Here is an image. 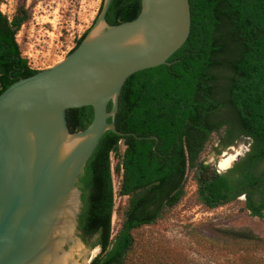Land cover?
Instances as JSON below:
<instances>
[{"label":"trees","instance_id":"obj_1","mask_svg":"<svg viewBox=\"0 0 264 264\" xmlns=\"http://www.w3.org/2000/svg\"><path fill=\"white\" fill-rule=\"evenodd\" d=\"M190 3L191 35L172 64L140 71L122 89L116 126L129 135L106 132L80 176V235L100 249L90 264H264V237L250 230L217 229L210 238L194 229L187 246L149 231L187 196L190 172L203 206L244 198L251 216L264 219V0ZM141 12L142 0H112L106 22L117 26ZM29 18L24 7L13 19L0 8V96L39 72L17 40ZM94 116L90 106L68 110L70 131L86 130ZM214 138L218 155L242 143L250 148L222 172L205 158ZM117 195L127 204L114 232Z\"/></svg>","mask_w":264,"mask_h":264},{"label":"water","instance_id":"obj_2","mask_svg":"<svg viewBox=\"0 0 264 264\" xmlns=\"http://www.w3.org/2000/svg\"><path fill=\"white\" fill-rule=\"evenodd\" d=\"M111 3L105 0L94 27L64 61L0 96V264H54L70 226L72 238L60 253L75 240L84 244L80 176L106 132L129 135L116 126L124 85L140 71L171 65L191 35L190 0H142L140 16L117 26L106 22ZM89 106L92 124L72 133L68 110Z\"/></svg>","mask_w":264,"mask_h":264},{"label":"rangeland","instance_id":"obj_3","mask_svg":"<svg viewBox=\"0 0 264 264\" xmlns=\"http://www.w3.org/2000/svg\"><path fill=\"white\" fill-rule=\"evenodd\" d=\"M104 2L105 0H3L0 8L10 19H13L22 7L29 12V21L21 29L17 40L32 68L44 71L53 68L70 55L78 40L94 27ZM220 148L214 138L205 158L224 172L245 155L250 147L247 143H242L218 155L217 151ZM122 149L124 150V146ZM230 161H232L230 166L224 168L223 164ZM116 165L117 161H114V167ZM114 178L115 189L118 192L121 181H118L117 174ZM186 188L187 196L184 200L176 208L169 210L157 226L149 230L151 233L165 236L171 242H181L186 246L194 229L210 238H216L217 229L250 230L264 237V219L251 216L245 208L244 198L234 204L212 210L199 202L197 184L192 172L188 176ZM126 204V197L116 196L114 232L121 226L119 210ZM78 243L80 242L77 240L72 242L67 246L68 251ZM82 246L85 252L89 253L90 259L100 253L99 248L92 249L85 243ZM75 256L80 260L78 255Z\"/></svg>","mask_w":264,"mask_h":264},{"label":"bare ground","instance_id":"obj_4","mask_svg":"<svg viewBox=\"0 0 264 264\" xmlns=\"http://www.w3.org/2000/svg\"><path fill=\"white\" fill-rule=\"evenodd\" d=\"M232 161L228 162V164H223L224 168L230 166ZM72 232V226L68 227L59 242L57 243L54 264H87L89 262V253L85 252V248L82 246L81 243L76 244L75 247L70 249V251L60 253L63 241L72 238ZM75 255H78L80 260H77Z\"/></svg>","mask_w":264,"mask_h":264},{"label":"built area","instance_id":"obj_5","mask_svg":"<svg viewBox=\"0 0 264 264\" xmlns=\"http://www.w3.org/2000/svg\"><path fill=\"white\" fill-rule=\"evenodd\" d=\"M114 161H115V159L113 158V182H114V187H115V176H116V170H115V167H114ZM117 177H118V181H121L120 179H122V176L121 175H118L117 174ZM119 184H121V182L119 183ZM115 191H116V189H115Z\"/></svg>","mask_w":264,"mask_h":264}]
</instances>
